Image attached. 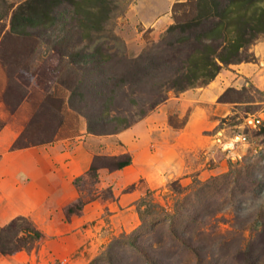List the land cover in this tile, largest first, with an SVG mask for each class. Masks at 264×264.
Segmentation results:
<instances>
[{
  "label": "rangeland",
  "instance_id": "obj_1",
  "mask_svg": "<svg viewBox=\"0 0 264 264\" xmlns=\"http://www.w3.org/2000/svg\"><path fill=\"white\" fill-rule=\"evenodd\" d=\"M108 1L109 20L89 39L69 16L25 38L9 36V19L0 20V128L19 127L18 137L32 144L74 135L82 124L88 133L106 136L144 118L154 103L178 95L167 90L165 69L151 74L149 67L165 53V32L129 55L116 34L117 18L129 0ZM190 13L191 6L175 4L172 24L187 20ZM94 46L101 55L88 57ZM247 54L249 50L242 57ZM140 56L141 66L148 69L139 75L131 61ZM220 102L230 103L231 113L199 138L196 151L184 154V175L152 194L154 203L176 217L151 221L137 232L139 220L134 230L109 235L87 264H264V136L258 132L264 92L251 84L229 88ZM169 122L180 127L185 117L173 116ZM209 135L217 138L210 142ZM228 142L234 150H225ZM99 157L94 161L98 168L113 158ZM77 190L83 200L97 191L90 177ZM108 195L106 190L100 193L102 198Z\"/></svg>",
  "mask_w": 264,
  "mask_h": 264
},
{
  "label": "crops",
  "instance_id": "obj_2",
  "mask_svg": "<svg viewBox=\"0 0 264 264\" xmlns=\"http://www.w3.org/2000/svg\"><path fill=\"white\" fill-rule=\"evenodd\" d=\"M185 1L129 0L116 22L127 53L137 55L147 42L158 40L172 24L173 6ZM249 52L252 62L230 65L206 86L173 94L116 134L92 135L82 124L74 135L11 150L21 128L4 124L0 227L23 217L42 239L30 252L0 254V264H87L109 235L136 228L137 202L184 175V154L196 151L199 138L231 113V104L219 100L224 92L248 84L264 92V38ZM173 116L185 117L184 124L174 127L169 122ZM214 137L207 136L210 142ZM124 154L131 163L117 171L98 169L93 200H85L78 213L66 216L67 208L81 197L74 180L85 175L94 157ZM107 189L108 197L102 198L101 191Z\"/></svg>",
  "mask_w": 264,
  "mask_h": 264
},
{
  "label": "trees",
  "instance_id": "obj_3",
  "mask_svg": "<svg viewBox=\"0 0 264 264\" xmlns=\"http://www.w3.org/2000/svg\"><path fill=\"white\" fill-rule=\"evenodd\" d=\"M176 5L191 6L190 16L187 20L177 21L168 27L161 40L165 53L160 59L149 63L151 74L160 73L163 69L167 71L165 85L167 90L176 94L204 87L223 68L250 61L247 56L252 59L251 55L247 54L245 58L242 55L248 53L254 43L264 38V0H187ZM110 12L111 3L108 0H24L18 4L0 0V20L9 19L7 34L21 38L31 36L32 30L53 28L69 16L74 28L83 38L89 39L92 34L103 30ZM88 54V57H99L101 49L94 46ZM131 62L137 63L138 73L141 71L139 75L143 69H148V66H141V56ZM159 103H154L149 112ZM129 126L131 124L122 129ZM258 129L259 134L264 136V121ZM25 140L23 135L19 136L13 142L11 150L35 145ZM99 158L101 157H94L85 175L74 180L76 188L86 177L97 182V170L100 168L95 167L94 161ZM111 160L103 168L117 171L131 163L128 154L113 157ZM106 191L110 192L109 189ZM152 194L147 192L136 204L141 223L135 230L137 232L146 229L151 221H162L177 215L175 212L167 213L163 207L154 203ZM85 202L80 198L75 205L67 208L66 216L78 213ZM154 209L157 211L154 212ZM41 239L42 234L28 219L18 217L0 227V254L5 256L18 251L30 252Z\"/></svg>",
  "mask_w": 264,
  "mask_h": 264
},
{
  "label": "bare ground",
  "instance_id": "obj_4",
  "mask_svg": "<svg viewBox=\"0 0 264 264\" xmlns=\"http://www.w3.org/2000/svg\"><path fill=\"white\" fill-rule=\"evenodd\" d=\"M235 139H233L232 141H234ZM238 141H235L234 143H236ZM223 147L225 148V150H228L230 149L231 151L234 150V144L232 142H228V143H225L223 145Z\"/></svg>",
  "mask_w": 264,
  "mask_h": 264
},
{
  "label": "built area",
  "instance_id": "obj_5",
  "mask_svg": "<svg viewBox=\"0 0 264 264\" xmlns=\"http://www.w3.org/2000/svg\"><path fill=\"white\" fill-rule=\"evenodd\" d=\"M254 123L259 125L260 124V120L257 119V120L254 121ZM240 141L241 142H245V138L244 137H240Z\"/></svg>",
  "mask_w": 264,
  "mask_h": 264
}]
</instances>
